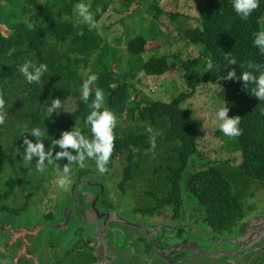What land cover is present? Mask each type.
<instances>
[{"label": "trees", "instance_id": "16d2710c", "mask_svg": "<svg viewBox=\"0 0 264 264\" xmlns=\"http://www.w3.org/2000/svg\"><path fill=\"white\" fill-rule=\"evenodd\" d=\"M114 1L0 0V98L4 100V109L0 110L4 115L0 124V169L4 154L9 162L24 157V138L35 142L31 135L34 128L43 133L45 150L52 149L51 162L67 161L66 157L55 158L62 149L52 144L73 127L92 138L86 117L99 88L104 94L102 110L107 108L116 117L114 147L106 167L121 163L120 186L145 180L149 204H170L180 211L183 203L194 200L204 208L207 225L227 229L232 221L244 216L245 200L253 195V185L264 184V100L253 96L254 84L245 89L242 81L224 78L233 69L237 77L245 71L259 75L248 65H264V53L253 43L254 34L264 30V0H259L247 19L235 12L233 0H194L199 25H189L185 32L187 42L199 46V53L186 59L179 55L175 59L165 54L145 56L159 47L154 29L163 12L151 1L147 11L155 16L142 31L131 30L132 35L123 41L126 49L121 48V38L111 43L99 31L98 22ZM143 1L121 0V4L127 10L137 3L134 11L144 24ZM81 2L89 5L95 27L89 28L78 17L74 6ZM226 54L235 58V65L228 64ZM28 61L47 65L39 82L28 83L19 71ZM177 63L182 64L187 87L171 99L152 98L137 86L140 74L162 76ZM91 74L98 80L91 85L92 94L85 103L82 85ZM216 83L223 87L222 101L229 108V117H240V134L229 137L219 127L215 133L225 147L239 153V159L207 156L202 149L205 133L191 108L183 106L200 86ZM57 98L61 107L49 116L47 110ZM1 143L8 145L6 152ZM84 164L85 170L97 168L94 159L86 158ZM21 181L17 176L5 180L0 203ZM6 210L16 213L21 208L3 203L0 212ZM4 222L0 217V226Z\"/></svg>", "mask_w": 264, "mask_h": 264}, {"label": "flooded vegetation", "instance_id": "af4514ba", "mask_svg": "<svg viewBox=\"0 0 264 264\" xmlns=\"http://www.w3.org/2000/svg\"><path fill=\"white\" fill-rule=\"evenodd\" d=\"M64 166L70 168L71 188L61 190L58 208L54 180L45 176L53 189L48 203L57 208L46 214L47 222L0 226L8 233V255L0 254V264H264V206L246 203L241 219L214 229L194 200L180 211L170 204L122 203L129 186H120L114 165L103 174L68 160L61 171Z\"/></svg>", "mask_w": 264, "mask_h": 264}, {"label": "rangeland", "instance_id": "374dc122", "mask_svg": "<svg viewBox=\"0 0 264 264\" xmlns=\"http://www.w3.org/2000/svg\"><path fill=\"white\" fill-rule=\"evenodd\" d=\"M150 1L157 3L163 12L158 15L159 23L154 29V33H158L156 43H159V47L156 50L145 53V56L165 54L170 59H175L177 55L184 59L196 56L199 53V46L197 47L189 44L186 40L185 32L189 25H199V13L194 0L143 1L140 7L144 17L147 19L144 24L139 21L138 13L134 11L137 7V3H134L133 7L126 10L121 4V0H116L99 20V31L111 43H116L115 39L121 38V48L126 49L123 41L126 36L132 35L133 31L131 30L136 32L142 31L143 26L148 25L149 20L155 16V14L152 15L147 11ZM172 14H178L179 16L173 17ZM1 27L5 33L8 31L3 25ZM183 74L184 69L182 64L177 63L168 73L162 76L140 74V81L136 84L152 98L169 100L174 95L186 89L187 85ZM222 99L223 87L221 83L207 84L200 86L196 94L185 101L183 106L191 108L194 113V118L200 123L205 133V140L203 141L204 148L202 149H204L203 151L207 156L212 159H225L227 157L236 158L238 156L239 159V153L234 149L225 147V142L215 133L219 127V121L216 119V112L220 107H223ZM1 144L4 151L8 149V145H5V143ZM3 156L4 161L0 169V192L6 189L5 180L10 176L20 177L23 181L20 182L15 188V191L4 198L1 203H5L9 208H23L16 213L10 210L1 211V218H4V220L13 227H31L36 223L47 222L46 214L49 211H54L55 214L58 208V199H60V201L63 200L61 190L63 188H71L70 183L63 188L56 184L60 175L59 172L61 171L62 163L64 162L56 161L46 163L44 161V170L39 171L36 163L37 158L35 157H33L32 161L18 158L17 160L13 159L14 161L12 160L9 162V156L5 154ZM120 164L115 163V168L112 170L118 171L121 175L122 166ZM45 176H48L50 180L51 178L54 180V191L56 192L57 189L58 194L57 202L54 201L56 202L55 206L57 208H55L54 203H51V205L48 203L53 189L52 187L49 188V183L46 181ZM28 179L32 181L30 182ZM144 183L145 180L141 183L131 182L128 185L129 190L122 195V203L132 206V208L147 204L150 201V196H147L145 193ZM252 189L253 195L246 198V203L251 204L253 207L264 206V184H254ZM30 190L34 192L33 196H25L24 194ZM60 191L61 193H59ZM41 194L46 196L40 201ZM143 194L145 195L143 196ZM139 196L140 198H138ZM132 208L128 209L130 210ZM7 238L8 233L0 231V254L4 256L8 255V251L4 247ZM37 244H39V241Z\"/></svg>", "mask_w": 264, "mask_h": 264}, {"label": "clouds", "instance_id": "9594fccd", "mask_svg": "<svg viewBox=\"0 0 264 264\" xmlns=\"http://www.w3.org/2000/svg\"><path fill=\"white\" fill-rule=\"evenodd\" d=\"M259 6V0H233V8L242 19H247L251 13ZM75 9L82 18V21L89 25V28L95 27V21L93 14L90 11L89 5L85 3H78ZM255 39L254 45L259 47L261 53H264V30L258 31L254 34ZM225 59L228 64L235 65V58L231 57L230 54H226ZM208 69L211 70L213 65L211 62L207 65ZM250 69H255L259 75H254L251 71L243 72L237 77L236 71L233 69L227 72L225 79L232 80L236 79L243 82V86L246 89L249 84H254L255 87L252 89L253 96L259 100H264V65L250 63L248 65ZM19 71L26 78L28 83L39 82L41 75L47 71L46 64H33L31 61L25 62L20 66ZM98 80L96 74H91L87 77L82 85V100L88 103L89 98L92 94L91 85ZM104 94L99 88L95 89V98L92 100L89 107L92 109L90 114L86 117V123L91 127L92 138L88 139L82 134L79 128L73 127L71 131H63L59 139H56L52 145H58L62 151L56 152L55 158L60 160L61 158H67L69 163H77L81 168L85 167L84 161L86 158L94 159L98 171L103 174L108 171L106 165L110 159L111 153L114 147V135L113 129L116 126V117L113 112L107 108H103ZM61 107L59 98L52 100L51 106L48 108V115L51 116L53 112ZM4 109V100L0 98V110ZM229 108L227 106L220 107L216 112V119L219 121V129L226 136L235 137L240 134L238 127L240 123V117H229ZM4 123V115L0 112V124ZM151 132V129H149ZM31 135L35 137V142L24 138L23 143L26 145L24 149V159L32 161L33 157L37 159V169L43 171L44 161L47 159L51 162L53 156L52 149L45 150V145L42 141L43 133L39 128H34L31 131ZM153 147L155 146L154 137L152 138ZM69 149L72 151L70 152ZM75 152L76 155L72 153ZM70 168L64 166L57 183L60 187L70 183L69 179Z\"/></svg>", "mask_w": 264, "mask_h": 264}, {"label": "water", "instance_id": "95a60500", "mask_svg": "<svg viewBox=\"0 0 264 264\" xmlns=\"http://www.w3.org/2000/svg\"><path fill=\"white\" fill-rule=\"evenodd\" d=\"M203 255V254H202Z\"/></svg>", "mask_w": 264, "mask_h": 264}]
</instances>
